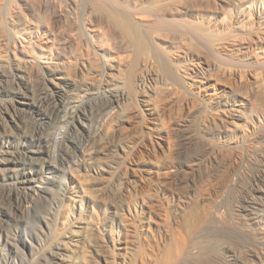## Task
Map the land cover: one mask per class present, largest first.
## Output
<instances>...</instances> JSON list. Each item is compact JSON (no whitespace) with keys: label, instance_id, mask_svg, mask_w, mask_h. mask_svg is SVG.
Returning <instances> with one entry per match:
<instances>
[{"label":"bare ground","instance_id":"6f19581e","mask_svg":"<svg viewBox=\"0 0 264 264\" xmlns=\"http://www.w3.org/2000/svg\"><path fill=\"white\" fill-rule=\"evenodd\" d=\"M182 134L237 163L180 207ZM1 136L0 264H264V0H0ZM33 214L44 237L18 259Z\"/></svg>","mask_w":264,"mask_h":264},{"label":"rangeland","instance_id":"374dc122","mask_svg":"<svg viewBox=\"0 0 264 264\" xmlns=\"http://www.w3.org/2000/svg\"><path fill=\"white\" fill-rule=\"evenodd\" d=\"M44 109L42 110L41 114L37 115V120H38V122L41 121V123L40 122L39 123L43 127L42 131H41L42 132L41 134L43 136L44 135L46 136L47 130L50 132V131L54 130L55 127L57 128V125H59V124L57 123V116L52 115L50 113V109L47 108V106H45ZM50 115H52V116H50ZM38 117H39V119H38ZM44 128H46V129H44ZM50 128H52V130ZM56 128H55V130H56ZM189 131H191V130H189ZM189 131L186 133V136H188V135H190L192 133V132H189ZM49 132L47 133V135L49 134ZM43 133H45V134H43ZM183 135L184 134H182L181 136L176 137V141H178V145H179L178 149L180 148L179 150L180 151L182 150L183 153L179 151L180 153H182L181 154L182 155L181 156V160H179L180 158L177 159V161L178 160L180 161V162L178 161V165L180 166V169L178 171V174L176 173V175H174V177L172 179V182L176 185L175 189L177 188V190H175L176 192H174V195L176 197L180 198V201H179L180 207H183L184 205L188 204V200L193 202L192 199H194V196L198 192H202V191L205 192L206 191V193L209 196L212 195V197L213 196L215 197L218 194H220V192L223 191L226 188V186L228 185V182H229V180L231 178L232 166L236 165V163H237V161H230L227 158L224 159L225 162H224V160H222V162H218L216 164H206V163L202 164L201 162H198V161L201 160V159L199 160L198 158H202V156L205 154L206 147H204L203 144L201 145V143L196 142L198 140H196L195 142H193L191 144H188L186 142V140H185L186 136L185 135L183 136ZM2 137H4V136H1L0 139ZM3 139L4 138H2V140H0V145H1L2 141H3ZM185 142H186V144H184ZM204 149H205V151H204ZM55 157H56L55 161H56L57 165L60 166V159H59L60 156L56 154ZM181 161H183V162H181ZM192 166L195 168L193 172L191 170ZM192 179L195 182L196 186H192L193 185V183L191 182ZM192 188H195V189H192ZM220 189H223V190L220 191ZM233 195H232V197H230V198H232L233 202L231 201V199H229L230 200V204H231L230 206H232V203H234V202L235 203L233 204V206H235V207H238V205H241L243 202H245V203H243V205L244 204H246V205L248 204L245 201V199L249 198L250 196L249 197H244V195H237V194L236 195L233 194ZM235 197H236V200H235ZM12 198L11 199L8 198L6 200V204L10 203L12 205L13 202H10V201H14V197H12ZM185 201H187V202H185ZM184 202L186 204H184ZM10 204H7V205L11 206ZM38 204H39L38 205L39 209H41V210H39L40 212L38 211L39 213H37V215L45 214L46 216H50L51 213H52V215L50 216V218H52V219H49V221L54 223L53 222L54 218H56L55 214L57 213V211H59L58 210L59 207H56V204H54L52 206L49 203H45V202H42V201H41V203L39 202ZM40 204H42V205H40ZM45 204H47L46 206H48V204H49V207H47L48 210L46 209ZM236 204H238V205H236ZM248 205H250V204H248ZM43 207H45V208L43 209ZM50 207H52L53 212H52V210L49 209ZM55 208H56L57 211L55 210ZM44 210H45V212H44ZM96 210H97V212H98V214L100 216L108 217L111 221L113 220L114 202L111 199H107L106 202L104 201V202L98 203L96 205ZM32 217H34V219H32ZM35 217H36V214L35 215L33 214L31 217H29L30 220L27 217L26 219L30 222L29 226L27 228L21 229V232L25 234L24 237H23L22 249H23V246H24V250H25L26 254H24L23 250L18 252V256H17L18 259L31 257L30 256L31 251H32L31 245L33 244L32 246L35 248V250L40 245L42 239L41 240H37V233L38 232H40L38 234H41L44 237L45 231L43 232V229H44L43 223L38 221V220H37L38 221L37 222ZM231 217H233L236 221L233 218H231ZM247 222H249L248 218L246 216L242 215V214H240V215L239 214L238 215L234 214L233 216L229 215V218L227 220V223L229 224L228 225V230H231V231H235L236 230L235 231V235L236 236L234 235V237H232L233 239H235V241L238 242L239 239L243 240L245 238V235L247 234L245 232L250 230L249 229L250 228V226H249L250 224L248 223L249 224L248 225ZM246 224H247V227H245ZM14 227H15V225H14ZM40 227H43V228H40ZM11 228H13V225H12ZM242 228H244V229H242ZM246 228H248V230ZM10 230L11 231L9 232V234H14L17 229L15 227V228L10 229ZM237 232L240 233V234H238ZM241 233L244 234V235H241ZM214 234H215L214 232H211V233H209V236H208L209 238L207 236L205 237L206 239L204 241L207 240L206 243H205V246L207 247V249H211L212 250V248H215V247H216L215 249H217L220 246H222L221 244L224 242V241L222 242V239H224L225 237L219 236L220 239H221V240H219V238H217L216 235H214ZM212 235H213V237H212ZM237 235H239V237ZM240 236L244 237V238H240ZM214 237H216V238H214ZM242 240L240 242H238V243L242 244L243 241L245 242V239L243 241ZM237 242H235V244H237ZM238 246H241L242 249H241V247H238ZM238 246H237V248H239L242 251L243 248H244V245H238ZM245 249L246 248H244V250ZM240 250H239V252H240ZM208 251H210V250H208ZM208 251H206V252H208ZM209 254L208 253H207V255L203 254L204 257H201V259L203 258V261H201L202 264H205V262H207V258L206 257H208Z\"/></svg>","mask_w":264,"mask_h":264}]
</instances>
